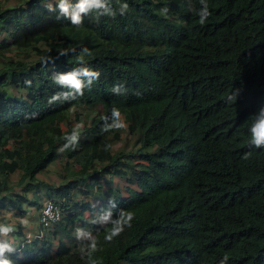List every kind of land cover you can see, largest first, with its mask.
<instances>
[{
	"label": "trees",
	"instance_id": "16d2710c",
	"mask_svg": "<svg viewBox=\"0 0 264 264\" xmlns=\"http://www.w3.org/2000/svg\"><path fill=\"white\" fill-rule=\"evenodd\" d=\"M58 3L0 0L5 257L264 264V146L249 131L264 107V0H207L203 25L200 0H106L107 11L82 14L79 26ZM83 67L99 72L83 95L55 81ZM79 109L96 113L82 127L72 124ZM113 109L139 145L132 153L114 149L121 129L104 130ZM59 164L58 180L41 177ZM44 198L60 210L49 228L39 220ZM34 212L39 224L26 236L21 219ZM128 212L131 227L106 240Z\"/></svg>",
	"mask_w": 264,
	"mask_h": 264
},
{
	"label": "clouds",
	"instance_id": "9594fccd",
	"mask_svg": "<svg viewBox=\"0 0 264 264\" xmlns=\"http://www.w3.org/2000/svg\"><path fill=\"white\" fill-rule=\"evenodd\" d=\"M203 4V7L199 9V23L203 25L207 18L211 15L209 11V6L207 0H200ZM58 7L60 12L67 18L70 19L72 25L79 26L82 23V14H87L90 10H100L106 9V0H75V3H70L69 0H59ZM126 5L124 8L126 9ZM107 11V9H106ZM85 52L90 56L91 53L85 49ZM61 54H64L63 52ZM78 60L83 61V56L78 57ZM99 72L88 67H83L77 70H72L66 73H61L55 77V81L60 85L66 86L71 90H74L76 95H83V89L85 88V79H87L88 84L98 78ZM65 97L71 95V93H65ZM228 96L229 103L233 102L236 99L235 92H231ZM52 99H56L55 96ZM121 113L118 110L113 109L112 111V123L110 125H105V131L114 130L118 131L124 128V123L120 120ZM101 119H106V117H101ZM251 142L256 147L264 146V107L260 109L259 115L256 116L250 126ZM67 138L70 141L76 139V130H73L71 135H68ZM251 153L245 155V159ZM110 213L104 216V220H108ZM133 219V214L131 212L121 213V216L118 220L113 222V227L110 229L108 234L105 236L106 240L111 241L116 237L122 230L123 226L127 225L131 227V221ZM11 227L8 225L0 224V233L7 234L11 231ZM90 249L94 251L96 249L95 240L90 244ZM10 246L7 243H0V264H12V262L5 257L6 251H10ZM227 256L224 257V260H227ZM224 260L220 264H224ZM95 264V262H93Z\"/></svg>",
	"mask_w": 264,
	"mask_h": 264
},
{
	"label": "rangeland",
	"instance_id": "374dc122",
	"mask_svg": "<svg viewBox=\"0 0 264 264\" xmlns=\"http://www.w3.org/2000/svg\"><path fill=\"white\" fill-rule=\"evenodd\" d=\"M78 112L80 113V116L77 120L74 119V117L72 116V118H73L72 124L74 126H80V127H82L84 125V123L89 124L96 114V113L94 114L93 112H89L88 110H85V109H79ZM121 130H122L121 139L114 144V149L116 151L122 150L125 154L132 153L133 151H135L137 149V147L139 145L137 143H135V140L132 136H127L125 131L123 129H121ZM59 166H60V164L58 166L56 165L54 167L49 168L48 173L46 175L41 176V177L47 181L58 180L59 179L58 174L60 172ZM116 182L119 183L120 187L125 185V182L123 180H119V181L116 180ZM113 183H114V178H113ZM122 192L124 195L127 194L126 191H122ZM45 200L47 201V198H44V201ZM36 216H37V213L34 212L32 219H25V218L21 219L23 224H25L24 230H25L26 236L31 234L33 231H35L34 230L35 227L38 226L39 223L37 222ZM17 221H18V218H15V219L10 220L9 223L15 225L17 223ZM6 238H8V240L11 241L13 236L11 235V233H7V234H1L0 233V240L4 241ZM56 246H57V243L55 242L54 247H56Z\"/></svg>",
	"mask_w": 264,
	"mask_h": 264
},
{
	"label": "built area",
	"instance_id": "2783aa9c",
	"mask_svg": "<svg viewBox=\"0 0 264 264\" xmlns=\"http://www.w3.org/2000/svg\"><path fill=\"white\" fill-rule=\"evenodd\" d=\"M60 218L59 207L52 200L48 199L40 212V223L44 228L51 226L53 222H56Z\"/></svg>",
	"mask_w": 264,
	"mask_h": 264
}]
</instances>
